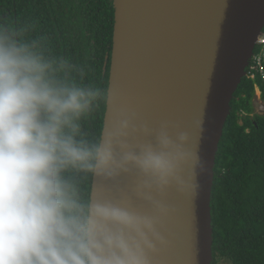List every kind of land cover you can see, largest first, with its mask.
Returning <instances> with one entry per match:
<instances>
[{
	"label": "clouds",
	"instance_id": "clouds-1",
	"mask_svg": "<svg viewBox=\"0 0 264 264\" xmlns=\"http://www.w3.org/2000/svg\"><path fill=\"white\" fill-rule=\"evenodd\" d=\"M35 32L0 21V264H152L167 209L150 193L186 186L187 134L131 118L93 132L110 93ZM135 133L151 139L132 144ZM132 170L153 213L93 198L91 178Z\"/></svg>",
	"mask_w": 264,
	"mask_h": 264
},
{
	"label": "water",
	"instance_id": "water-1",
	"mask_svg": "<svg viewBox=\"0 0 264 264\" xmlns=\"http://www.w3.org/2000/svg\"><path fill=\"white\" fill-rule=\"evenodd\" d=\"M113 6L111 100L102 130L131 118L153 130L166 124L173 139L187 134L186 186L150 193L167 209L157 224L164 243L157 242L152 264H212L215 159L233 94L264 28V0H113ZM149 139L129 136L132 144ZM142 182L135 170L93 177L92 195L151 214Z\"/></svg>",
	"mask_w": 264,
	"mask_h": 264
},
{
	"label": "trees",
	"instance_id": "trees-1",
	"mask_svg": "<svg viewBox=\"0 0 264 264\" xmlns=\"http://www.w3.org/2000/svg\"><path fill=\"white\" fill-rule=\"evenodd\" d=\"M9 20L35 24L34 34L46 36L55 53L86 65L90 76L108 88L113 0H0V21ZM256 84L264 102V82L245 75L233 94L216 154L212 264L218 257L230 264H264V114H253ZM104 111L90 125L96 134Z\"/></svg>",
	"mask_w": 264,
	"mask_h": 264
},
{
	"label": "built area",
	"instance_id": "built-area-1",
	"mask_svg": "<svg viewBox=\"0 0 264 264\" xmlns=\"http://www.w3.org/2000/svg\"><path fill=\"white\" fill-rule=\"evenodd\" d=\"M247 74L250 78H259L264 82V30L255 44ZM255 93L260 98L261 91L258 86H255Z\"/></svg>",
	"mask_w": 264,
	"mask_h": 264
},
{
	"label": "rangeland",
	"instance_id": "rangeland-1",
	"mask_svg": "<svg viewBox=\"0 0 264 264\" xmlns=\"http://www.w3.org/2000/svg\"><path fill=\"white\" fill-rule=\"evenodd\" d=\"M262 102L260 99H257V97L255 96L253 99V105H254V113H259V114H264V103H260ZM217 264H230L229 261H227L225 258L222 257H218L217 258Z\"/></svg>",
	"mask_w": 264,
	"mask_h": 264
}]
</instances>
